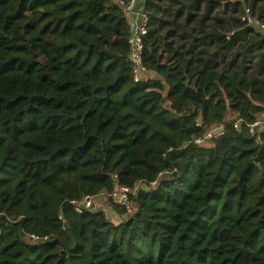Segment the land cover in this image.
Here are the masks:
<instances>
[{
	"label": "trees",
	"instance_id": "16d2710c",
	"mask_svg": "<svg viewBox=\"0 0 264 264\" xmlns=\"http://www.w3.org/2000/svg\"><path fill=\"white\" fill-rule=\"evenodd\" d=\"M245 7L264 22V0H143L134 82L115 3L0 0V264H264V135L233 128L264 112ZM137 185L127 217L74 211Z\"/></svg>",
	"mask_w": 264,
	"mask_h": 264
},
{
	"label": "built area",
	"instance_id": "2783aa9c",
	"mask_svg": "<svg viewBox=\"0 0 264 264\" xmlns=\"http://www.w3.org/2000/svg\"><path fill=\"white\" fill-rule=\"evenodd\" d=\"M111 2L118 5L121 13L128 19L130 36L128 39L129 44V55L128 61L132 66V76L134 82H139L149 72L143 64V43L142 37L146 34L147 25V15L143 9V0H110ZM142 1V2H140ZM140 3V4H139ZM140 10L136 11L137 8ZM241 22L246 27H254L264 33V22H261L258 18L254 17L250 9L245 7L244 13L241 17ZM201 124L200 122L197 123ZM244 127L248 133L251 135H264V112L260 113L254 121L246 122L242 118H237L233 121V128L237 131ZM225 133V128L223 125H215L206 129L203 138H195L193 143L198 146H203L206 144V140L215 139L223 136ZM153 183L152 185H154ZM144 185L139 187L137 185L133 189L128 187H121L109 194H107L106 200L111 203V205H117L125 210L126 214H130L133 211L132 197L135 196L136 192L142 189ZM148 188V187H146ZM96 197L91 195H86L78 201L72 202L74 211L78 214H82L85 211L91 209L94 204ZM104 213L103 208H100ZM105 215V214H104ZM107 216V215H105ZM31 239L36 241L39 237L31 235Z\"/></svg>",
	"mask_w": 264,
	"mask_h": 264
},
{
	"label": "rangeland",
	"instance_id": "374dc122",
	"mask_svg": "<svg viewBox=\"0 0 264 264\" xmlns=\"http://www.w3.org/2000/svg\"><path fill=\"white\" fill-rule=\"evenodd\" d=\"M138 10H140V8L138 7L137 9H136V11H138ZM208 144H206V146H207ZM167 175H165V177H166ZM158 182H156L154 185H151V187L150 188H155V187H157V184ZM153 188V189H154ZM111 206V203L110 202H108L107 200H106V197H105V195H101L100 197H98V198H95V200H94V204H93V209H98V210H101L100 208H103V210H104V214L105 215H107V217H111V216H115V211L112 209V207H110ZM133 213V212H132ZM132 213H130V214H132ZM130 214H126L125 216L127 217V216H129ZM125 217V218H126Z\"/></svg>",
	"mask_w": 264,
	"mask_h": 264
},
{
	"label": "crops",
	"instance_id": "0c3cea01",
	"mask_svg": "<svg viewBox=\"0 0 264 264\" xmlns=\"http://www.w3.org/2000/svg\"><path fill=\"white\" fill-rule=\"evenodd\" d=\"M140 2H142V1H140ZM140 4V3H139ZM101 196V195H100ZM100 196H95L96 198H98V197H100Z\"/></svg>",
	"mask_w": 264,
	"mask_h": 264
}]
</instances>
